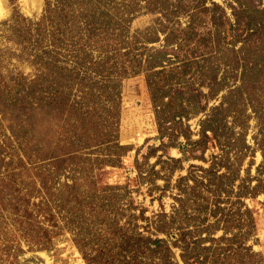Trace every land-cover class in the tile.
Here are the masks:
<instances>
[{
	"label": "rangeland",
	"instance_id": "obj_1",
	"mask_svg": "<svg viewBox=\"0 0 264 264\" xmlns=\"http://www.w3.org/2000/svg\"><path fill=\"white\" fill-rule=\"evenodd\" d=\"M232 1L0 0V264H87L58 213L59 202L66 198L64 184L72 185L75 178L84 181L80 189L86 194L99 197L95 214L84 216L90 219L85 230L93 250L108 241V219H119V227L125 226L132 215L140 214L137 210L152 221L163 212L173 214L176 222L170 233L176 239L185 219L182 209L175 212L180 209L175 197H185L191 220V226L184 224L186 230L204 233L198 209L204 197L207 210L217 203L234 218L249 211V229L240 231L230 223L225 230L228 237L249 233L244 243L254 252L252 261L264 264V29L251 37L243 26L236 29ZM245 1L264 9V0ZM48 7L55 10L52 16L64 15L53 23L59 25L60 35L46 17L44 21ZM114 7L119 11L113 12ZM95 12L99 29L104 27V14L125 17L119 33L106 28L105 40L92 24L85 27L82 21V26L79 20H90ZM85 47L95 64L92 69L113 78H95L89 65L75 70V57L81 59ZM159 53L164 56L152 58ZM154 59L161 63L152 78L162 87L158 101L168 94L171 107L182 105L187 113L173 118L175 113L166 115L170 111L166 110L163 129L146 77ZM77 73L81 87L75 83ZM63 79L67 83L61 85ZM58 82L61 88L55 86ZM92 90L98 96V112L92 116L108 118L106 97L114 96L118 106L113 130L124 150L118 151L113 165H108L107 147L83 152L86 159L70 156L62 167L61 160H38L44 151L62 154L66 147H74L71 135L79 116L72 112L70 119L69 110L49 102L61 92L65 108L77 101L75 93L89 95ZM83 99L92 102L88 96ZM63 136L68 138L61 140ZM35 141L43 152L34 149ZM75 165L81 168L70 170ZM187 176L188 185L180 182ZM108 187L123 188L120 207L113 210L108 206ZM130 204L137 209L129 211ZM138 223L141 229L144 222ZM218 228L215 237L225 233L223 226ZM37 235L47 246L31 240Z\"/></svg>",
	"mask_w": 264,
	"mask_h": 264
},
{
	"label": "trees",
	"instance_id": "obj_2",
	"mask_svg": "<svg viewBox=\"0 0 264 264\" xmlns=\"http://www.w3.org/2000/svg\"><path fill=\"white\" fill-rule=\"evenodd\" d=\"M233 1L236 3L235 7L231 4V7L233 9L232 12L234 16V25H236V29L241 28L243 26V29L245 28L248 33H250L249 37H251V35L257 36V31H260L259 33H261V31H263L264 29V9L251 7L245 0ZM214 7H216L218 10L222 9L215 3ZM159 9L162 10L161 12H165L164 8H162L161 6H159ZM113 10V12L119 11L117 7H114ZM220 11L223 12L222 10ZM46 12L47 14L44 15V21L46 17V19H48L46 23H48L50 26L52 25L51 29L54 31V33L60 35L58 27L59 25L57 24V22L60 21L59 17L63 19L64 15H62V13H56L54 14V16H52L51 14L55 12V10L51 9L50 7L47 8ZM134 12L135 9H133V11L129 10L127 13H125L126 18L128 17V15H132ZM96 15L97 12H95L91 16L90 20L85 21V19H80L79 22L84 21L85 27H89L88 25L90 24H92V27H95V22L100 20V17L96 18ZM105 15L106 14H104V18L101 17L103 18L104 27H102V29L95 27V30L99 31L101 37L106 40L107 37H104L107 34L106 28H108V31H111V33H119L116 30H118L120 26H123L122 19H125V17L121 15L120 18L114 19V17H111V15H106L110 17L108 19V17H106ZM48 17L52 18L53 21H49ZM81 17H84V13L81 15ZM55 21H57L56 24L58 26L53 25ZM192 23H194V21ZM82 26H84L83 22ZM81 28L82 33V30H85V28ZM110 41H113V39L111 40V38H108V42ZM161 55L164 56V54L159 53L158 55L152 58H157ZM77 58L75 57L74 61L75 70L89 65L91 74L95 75V78L102 77V80L104 81L105 79L110 80L111 78H113L110 75H106L105 77L102 76L103 73L101 71H97V69L94 71L95 67L94 69H92L91 65L95 66V64L92 62V59H90V54L86 51V47L84 52L81 53V59ZM154 61L155 59L153 61H150L151 63H149L147 67L149 73L146 77L151 92V98L155 106L158 125L160 129H163V123L167 122V118L164 119L163 117V113H165L166 110H170L166 115L170 114V116H172V113H175L173 114V118H181V116H187V113L186 111H184V107L182 105H179V107H171L172 100L168 96V94L162 96V101H158L157 93L161 91L162 87L158 85L157 81H153L152 78L154 76L153 70L160 67L161 63H154ZM72 71L74 72V70ZM85 73L89 72L85 71ZM76 75V86L81 87V83H78L80 81V74L77 73ZM58 78L59 77H54L53 80L58 81ZM60 82L62 84L59 82L57 83V85H55L54 83L53 84L56 87L61 88V85L66 84L67 80L63 79V81L61 80ZM98 83L100 82H96L97 85ZM93 86L94 85H90L89 87L93 88ZM90 92L92 93H90L89 95L87 91H79V94L75 93L77 101H71V106L69 105L70 108L69 106L65 108L62 107L64 106V104H66L67 101L66 99L62 98L61 92L58 93V98L52 99V102H49L50 104L56 103L54 104V108L69 110L68 118L70 119L73 118V116L70 115L72 114V112L77 114L76 116H79L76 117L79 119L74 120L75 130L71 135V141H73L74 147L66 145L68 147L64 149L65 153L62 154H58L55 151H50L47 153L46 151H44V154L41 155L38 160L41 159V161L48 162L61 160L62 167L64 161L66 159H69L70 156L77 155L81 159H86V157H84L83 155V152L95 147H107L108 165H113V159L118 158V151L124 150V147L119 144L115 135V131L113 130L114 125L118 121V113L116 112L118 106L115 108L116 104L114 101V96L110 97L109 95L111 93L108 92L109 97H106L103 100V106L104 108H106L105 110H108V118H104L103 120V115L92 116V114H96L98 112V101H96L98 100V96L96 95V93H94L93 90ZM87 96L90 101H92L88 104H86L83 99L84 97L87 98ZM166 98H168L167 102H165ZM99 105L102 106L101 103ZM77 111L82 112L81 116L78 115ZM62 114L63 113L61 112V115ZM61 118H63V116H61ZM203 130V133H205V137H207L206 132L208 130L206 128H204ZM160 131L161 134L165 133L162 132V130ZM210 131H212V133L214 134H217L216 131L213 129H210ZM66 137H61V140H64L63 138ZM34 147L36 151L42 150L43 152V146H40L42 148L38 149V141L34 142ZM169 160L173 161L172 158H170ZM55 165L58 169H60L57 164ZM76 168L81 167H77V165H75L70 170L75 171ZM42 171H40L42 175H40L39 177H44V179H42V183L46 187H48V183L45 181L46 175H44ZM190 179L191 177L187 176L181 178L180 182L184 181L185 184L188 185L187 182ZM78 180L79 178H75V180L72 181V185L68 182L67 184H64V186L66 185L64 187L65 189L63 188L65 190L66 198L65 201H58L59 205L61 206L58 213L63 219L62 221H65V224L66 226H68L70 232L73 233L74 241L87 264H179V261H181L183 264H261L252 261V258L254 257V252L250 247L245 246L244 241L249 233L232 234V237H228L229 233H227V230H225V226H229L228 224L230 223L233 224L234 227L238 228L240 231L242 229H249L251 227L250 218H252L251 216L250 218L247 217V215H250L249 211H246L247 215L238 212V218H234L233 214H225L223 212V209L217 203L214 205L213 209L207 210L209 206V201L208 199H204V197H200V195L197 196L198 198L200 197V201H202V203H199L198 209L202 219L197 217L195 218V220L200 219L203 226H206L204 227V230L206 232L192 233L189 230H186L187 226H184V224L191 226L189 225L191 224V220L189 218L186 200L185 197L178 199L175 197V200L180 204V209H175V212L179 213V210L182 209V216L185 219L184 222L179 224V233H177L176 239L172 238V233H170V228L174 226L175 221L173 214L168 215L166 212H163L161 216H157L158 220L155 219L154 221H152L151 219L145 216V212L143 210H137L140 212V214L132 215L128 219V221L125 222V226L119 227V219H108V241L104 243L105 247H103L104 245H102L100 249L93 250V247L89 248V242L87 241L88 239L86 236L87 232L85 230L87 223L90 222V219L84 216H92L93 214H95L96 208L98 209L96 201L97 199H99V197L94 194H86L82 189H80L84 181H82V183H78ZM48 182L52 183V179L48 180ZM178 187H180V190L182 189L181 186ZM208 189L209 187L207 186V190ZM121 191H123V188L108 187V206L111 210L120 207V205L118 206L117 203L120 200V197L122 196ZM182 191L186 193V195L188 194L186 189H182ZM214 194L218 195V192L215 191ZM100 199L102 198L100 197ZM73 202L76 203L73 204ZM102 204H104V202H102ZM136 209L137 208L134 206V204H130L129 211H134ZM14 210L17 213L19 212L18 209ZM204 211L209 214L202 215ZM246 217L247 219H245ZM236 219L238 220L239 224L237 222H234V220ZM140 220L144 222V225L141 227V229L138 225V222ZM210 220H212V222H210ZM241 220H243L242 223H240ZM219 225L223 226V231L225 233L220 237H215L217 234L216 232L219 230ZM127 227H131V229L128 230ZM240 236H242V238ZM38 237L39 235H37L36 238L31 237V240L33 242H36V245L40 243L44 246H47L45 244L44 239H39L43 237ZM42 245L39 246L41 247ZM178 257L180 260L178 259Z\"/></svg>",
	"mask_w": 264,
	"mask_h": 264
}]
</instances>
